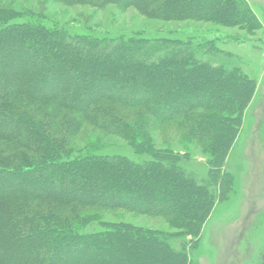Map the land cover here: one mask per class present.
<instances>
[{
	"label": "trees",
	"instance_id": "obj_1",
	"mask_svg": "<svg viewBox=\"0 0 264 264\" xmlns=\"http://www.w3.org/2000/svg\"><path fill=\"white\" fill-rule=\"evenodd\" d=\"M64 1L96 6L119 1L162 19L198 17L223 26L249 22L259 28L243 0ZM2 24L0 61L11 64L13 71L0 68V105L9 109L0 111V226H5L0 264H187L185 254L167 244L173 233L121 221H102L104 229L87 233L82 226L94 221L98 210L123 209L172 217L171 226L197 232L204 220L201 212L210 210V197L177 168L184 154L157 147L152 130L172 123L177 135L185 132L200 143L216 171L236 137L253 81L238 70L226 71L191 55L178 60L167 55L148 68L129 62L128 67H138L134 80L126 71L122 84L98 78L87 88L86 76L92 75L78 57L91 66L93 49L84 51L62 32L37 22ZM72 49L79 55L70 60L66 52ZM110 54L97 55L103 61ZM70 68L84 71L77 76ZM168 70L178 74L172 81L183 92L164 85ZM132 83L139 85L134 94L128 93ZM132 106L146 111L140 124L121 116L131 115L121 108ZM84 122L124 139L145 158L111 157L99 147L74 150L71 140L83 135ZM85 208H95L97 214H85Z\"/></svg>",
	"mask_w": 264,
	"mask_h": 264
},
{
	"label": "rangeland",
	"instance_id": "obj_2",
	"mask_svg": "<svg viewBox=\"0 0 264 264\" xmlns=\"http://www.w3.org/2000/svg\"><path fill=\"white\" fill-rule=\"evenodd\" d=\"M243 1L253 11L259 28L252 27L249 22L223 26L198 17L162 19L119 1L96 6L64 0H0V26L4 22H37L48 30L62 32L64 39L72 45L83 46L84 51L93 49L95 59L91 66L87 67L85 58L78 57L79 64L92 75L89 78L85 75L84 86L87 88L98 78L122 84L127 80L124 75L130 74L129 80H134L138 65L148 68L147 65L167 55H176L173 58L177 60L180 55H191L199 62H208L226 71L238 70L253 81L254 92L243 109L236 137L216 171L209 167L210 155L200 143L188 138L185 132L177 135L172 123L152 130L157 147L167 146L184 154L177 168L202 186L210 197V210L201 212L200 218L204 220L197 232L193 234L182 227L171 226L169 219L175 220L172 217L141 215L123 209L98 210L97 214L95 208L84 209L85 214H97V217L82 226V232L104 229L100 225L102 221L127 222L173 233L167 238V244L185 254L187 264H264V0ZM194 9L189 12L197 13ZM98 53L111 54L102 61ZM76 55H79L76 49L66 52L70 60ZM133 61L137 66L128 67ZM3 67L13 71L11 64L0 61V68ZM83 71L73 72L80 76ZM174 77L178 74L172 70L164 76V85H168L171 92L180 90L176 87L177 81H172ZM130 85L128 93H136L139 85ZM147 90L158 91L152 87ZM113 92L120 93L119 89H113ZM121 109L131 114L128 115L131 120H127L125 114L121 116L136 124H140L146 114L140 107ZM2 110L9 109L0 105ZM82 129L83 135L71 140L70 146L74 150L99 147L100 152L111 157H128L137 162L145 158L135 154L124 139L101 132L93 124L84 122ZM210 130L215 133L214 126ZM165 139L171 141L167 143ZM223 183L225 187H222ZM165 194L167 191L162 196ZM0 211L3 208L0 207ZM4 228L0 226V232Z\"/></svg>",
	"mask_w": 264,
	"mask_h": 264
}]
</instances>
